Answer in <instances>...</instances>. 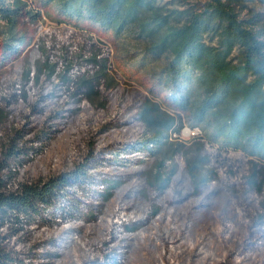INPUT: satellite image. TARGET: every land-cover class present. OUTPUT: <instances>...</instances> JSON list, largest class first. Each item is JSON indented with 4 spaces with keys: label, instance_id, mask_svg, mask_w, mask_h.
Returning a JSON list of instances; mask_svg holds the SVG:
<instances>
[{
    "label": "rangeland",
    "instance_id": "rangeland-1",
    "mask_svg": "<svg viewBox=\"0 0 264 264\" xmlns=\"http://www.w3.org/2000/svg\"><path fill=\"white\" fill-rule=\"evenodd\" d=\"M41 1L28 2L30 7L40 10ZM207 1L158 0L170 7L202 6ZM256 7L264 10L263 5ZM39 27L37 42L0 71V114L6 115L0 122V158L4 146L12 138L18 140V136L21 144L26 142L27 146L41 145L44 141L49 144L33 161L13 167L12 173L16 174L7 178L9 185L16 188L21 182L45 180L71 170L85 159L90 147L112 143L115 147L105 151L104 159L90 172L96 178L122 176L126 180L101 212L97 202L91 203L92 196L87 195L95 191H79L87 202L83 204L94 214L92 218L76 216L67 223L32 228L5 227L2 232L6 247L17 252L26 264H95L101 260L104 241L109 239L115 245H127L120 248L126 249L122 264H224L237 252L243 256L235 255L233 264H264V248L252 247L251 253L240 252L245 249L243 239L254 214L248 217L242 204L248 203L245 210L252 206L261 209L264 190L258 194L248 189L246 176L252 163L239 153L227 157L217 152L216 141H212L214 145L207 144L212 158L202 170L206 178L200 193H192L182 154L167 159L161 168L169 173L177 167L171 185L161 190L154 183L161 157L155 145L148 141L149 129L138 118L139 104L133 103L154 82L164 80L162 72L168 55L152 54L135 30L115 34L96 28L92 32L49 16L41 19ZM93 47L108 50L110 63L95 78L94 85H101L90 98L83 96L86 89L76 96L70 93L74 85H68L61 73L48 76L47 70L40 71L46 55L52 54L55 59L64 54L69 59L68 49L87 54ZM76 69L71 70L73 74ZM87 71L91 75L95 72L92 67ZM171 86L166 84L163 88L166 91ZM182 86V92L191 91L197 101L200 99L195 81L184 82ZM182 116L180 139L187 141L192 150L196 141L208 134V129L197 123L192 113ZM127 118L129 121H125ZM194 127L200 128L196 135L191 133ZM45 134L49 137L42 141ZM215 138L211 135L209 139ZM212 171L218 172L222 179H213ZM122 202L124 209L113 216L114 208ZM121 214L125 222H144L131 232L120 225L123 233L117 236L113 222ZM225 224H230V228L224 231ZM263 231L264 226H259L254 232L258 236Z\"/></svg>",
    "mask_w": 264,
    "mask_h": 264
},
{
    "label": "trees",
    "instance_id": "trees-1",
    "mask_svg": "<svg viewBox=\"0 0 264 264\" xmlns=\"http://www.w3.org/2000/svg\"><path fill=\"white\" fill-rule=\"evenodd\" d=\"M28 1L0 0V36L4 32V37L0 38V71L37 42L39 23L45 16L77 28L92 29V32L96 28L115 34L135 30L152 54L169 57L162 72L164 80L154 82L147 93L133 103L139 104L138 118L149 129L148 141L155 145L161 157L154 176L156 187L165 190L171 185L177 167L169 173L161 168L167 159L182 154L192 193H200L201 183L206 178L202 170L212 158L207 144L214 145L212 141H216L217 152L227 157L239 153L237 155L252 163L246 176L248 189L258 194L263 192L264 10L256 5L264 6V0H208L202 6L187 7H170L158 0H42L40 10L30 7ZM52 7L55 8L53 12L50 11ZM68 52L69 59L64 54L55 59L52 54L46 55L40 71L47 70L48 76L61 73L68 85H74L70 93L76 96L86 89L83 96L90 98L99 91L101 84L94 85V81L110 63L109 51L93 47L87 54L83 50L68 49ZM75 67L78 77L71 71ZM89 67L94 68L93 75L87 71ZM193 81L200 89L198 101L191 91L182 92L183 83ZM166 84L173 86L165 91L163 85ZM189 112L197 123H203L208 129L207 135L202 130L203 138L196 141L192 150L187 141L180 139L184 126L182 115ZM5 118L1 113L0 122ZM175 132L178 136L173 137ZM211 135H215V140L209 139ZM48 137L45 134L41 140ZM20 141L19 136L18 140L12 138L4 146L0 158V264H26L17 252L6 247L2 232L5 227L28 225L32 228L47 223H67L76 216L92 218L94 214L83 204L87 202L79 191H95L87 195L92 196L91 203L97 202L101 212L121 182L126 180L122 176L96 178V174L90 172L104 159V152L115 147L112 143L90 147L85 159L71 170L45 180L21 182L12 188L8 179L16 174L12 173L13 167L33 161V157L49 144L44 141L41 145L27 146ZM254 156L263 160L257 161ZM211 176L222 179L218 172L212 171ZM101 183L104 185L99 188ZM123 205L122 202L114 208L113 216L124 209ZM242 205L248 217L254 212L243 239L245 249L240 251L245 254L251 253L252 247L264 248V231L258 236L254 232L256 227L264 226V203L258 210L253 206L245 210L246 202ZM142 222L144 220L125 222L121 214L114 220L113 227L118 236L123 233L120 225L131 232ZM224 227L225 231L230 224ZM122 247L127 245L105 240L101 260L95 264H122L126 252V249L120 250ZM235 255L243 256L239 252ZM235 255L224 264H233Z\"/></svg>",
    "mask_w": 264,
    "mask_h": 264
},
{
    "label": "built area",
    "instance_id": "built-area-1",
    "mask_svg": "<svg viewBox=\"0 0 264 264\" xmlns=\"http://www.w3.org/2000/svg\"><path fill=\"white\" fill-rule=\"evenodd\" d=\"M193 130H191V133L193 134V135H196V134H198L199 132H200V128L199 127H194V128H192ZM174 134H176L177 135V133L175 132Z\"/></svg>",
    "mask_w": 264,
    "mask_h": 264
}]
</instances>
